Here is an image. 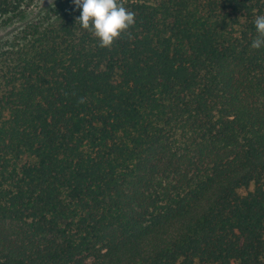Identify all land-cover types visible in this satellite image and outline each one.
I'll return each instance as SVG.
<instances>
[{"label":"trees","instance_id":"trees-1","mask_svg":"<svg viewBox=\"0 0 264 264\" xmlns=\"http://www.w3.org/2000/svg\"><path fill=\"white\" fill-rule=\"evenodd\" d=\"M121 2L111 48L73 0L0 41V264H264V0Z\"/></svg>","mask_w":264,"mask_h":264},{"label":"clouds","instance_id":"clouds-1","mask_svg":"<svg viewBox=\"0 0 264 264\" xmlns=\"http://www.w3.org/2000/svg\"><path fill=\"white\" fill-rule=\"evenodd\" d=\"M80 15L75 20L82 30L98 41V47L111 48L135 24V12L125 7L121 0H73ZM256 37L252 49L264 47V14L254 19ZM83 103V99L79 101Z\"/></svg>","mask_w":264,"mask_h":264},{"label":"rangeland","instance_id":"rangeland-1","mask_svg":"<svg viewBox=\"0 0 264 264\" xmlns=\"http://www.w3.org/2000/svg\"><path fill=\"white\" fill-rule=\"evenodd\" d=\"M59 0H40L39 3L32 8V11L27 16L26 20L22 22H16L5 28H0V41L11 37L13 34L17 33L22 29L27 23L33 21L43 9L54 5Z\"/></svg>","mask_w":264,"mask_h":264}]
</instances>
